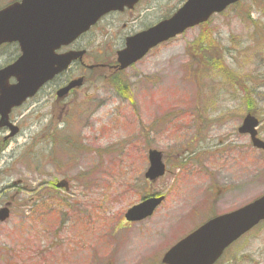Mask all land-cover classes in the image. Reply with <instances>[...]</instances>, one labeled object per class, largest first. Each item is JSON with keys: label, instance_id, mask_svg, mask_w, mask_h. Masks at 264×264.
Masks as SVG:
<instances>
[{"label": "rangeland", "instance_id": "obj_1", "mask_svg": "<svg viewBox=\"0 0 264 264\" xmlns=\"http://www.w3.org/2000/svg\"><path fill=\"white\" fill-rule=\"evenodd\" d=\"M182 2L142 0L135 22L85 35L84 63L110 59L119 37ZM198 43L212 45L222 68L199 58ZM13 53V46L0 52V67ZM74 70L87 81L72 116H59L65 103L46 88L12 112L16 137L4 140L9 132L0 129V207L11 204L0 224V264H162L200 224L264 194V154L238 131L251 111L263 118L264 139V0H242L151 50L122 73L131 89L124 97L99 80L102 72ZM51 114L72 150L42 137ZM149 148L163 151L168 165L154 183L144 178ZM148 193L165 200L128 224L126 210ZM227 257L220 264H264V224Z\"/></svg>", "mask_w": 264, "mask_h": 264}, {"label": "water", "instance_id": "obj_2", "mask_svg": "<svg viewBox=\"0 0 264 264\" xmlns=\"http://www.w3.org/2000/svg\"><path fill=\"white\" fill-rule=\"evenodd\" d=\"M239 0H187L168 20L127 39L126 48L119 51L121 69L142 58L158 43L182 33L189 27L206 22L212 14L222 12ZM135 0H22L0 11V44L19 43L22 55L16 62L0 70V126H9L11 135L18 127L8 122L13 107L27 98L59 71L66 68L78 55L74 52L56 55L54 50L69 44L88 31L100 17L111 10L131 5ZM16 77L17 83L8 84ZM73 81L65 90L81 84ZM259 119L248 113L240 133H248L257 148L264 150V141L258 137ZM150 167L146 177L155 180L165 173L162 153L149 151ZM163 197H150L134 205L127 213L130 221L153 214ZM10 216L9 204L0 208V223ZM264 219V195L227 214L218 216L189 236L183 238L165 254L166 264H213L225 248Z\"/></svg>", "mask_w": 264, "mask_h": 264}, {"label": "flooded vegetation", "instance_id": "obj_3", "mask_svg": "<svg viewBox=\"0 0 264 264\" xmlns=\"http://www.w3.org/2000/svg\"><path fill=\"white\" fill-rule=\"evenodd\" d=\"M185 1L186 0H183L182 3H184ZM17 2H20V0H7L4 5L3 4L0 5V10H2L4 8L8 7V6H10L11 4L17 3ZM141 4H142V0H138L137 2H134L131 5H125L121 10H113V11H110V12L106 13L105 15H103L97 21V23L94 26L91 27V29L89 30L88 33H91V32H94V31H100V32L102 31L103 32L106 29V27L117 29L118 28V25H120V24L122 25V27H126L128 23H132V22H135L136 21L137 15H134V14L137 11H138V13H140L139 12V9H140ZM178 7L176 6V9ZM157 22H155V23H157ZM155 23H153V24H155ZM153 24H151L149 26H145L143 28H140L136 32H139L141 30L147 29L150 26H152ZM124 29H126V28H124ZM136 32H134V33H136ZM134 33L130 32L129 34L124 35L123 37H119L121 39V44L119 45V47L113 53V56L110 58L111 60L110 59H105V60L100 59L99 61H97V62H95L93 64H86V63H84V60L86 58H88V56L90 55V53H89V51L86 48H83L82 45H80V41L82 40L81 38H78L76 40H73L69 44L61 45L59 48H57V49L54 50V54H56V55H64V54H67V53H70V52H76L77 53V52H79L81 50L84 51V54H83L82 57L77 56L76 59L72 60L70 62V64L66 68H64L63 70H61L58 75L56 74L52 78L51 81H49L48 83H46L37 92V94L34 97H32L29 100H27V102H25L24 105H28L30 102L36 100L39 97V95L41 93H43V91L46 88H50L51 89V93L54 92V94H53V102H56V103H62L63 102V103H65L64 105L58 107L59 116H62V115H66L67 117L72 116L73 115V112H72V109L73 108L72 107H74L75 105H77L76 104V99H77V96H78V91H79L78 89L79 88H82L83 86H85L86 81H87V77H85L84 75H76L75 76L73 74L74 71H75L74 69L76 68V71H77L80 67H82V68L87 69L88 71H90V70L98 71V72L100 71L102 73H98L97 72L99 74V75L97 74V77L99 78V80L101 78H108L110 76L115 75L119 71L118 70V63H117V52H118V50L122 49L125 46L126 38L128 36L133 35ZM106 35H103L102 38L104 36H106ZM9 46H13L15 53L12 54V58H11L10 62L7 63V64H5L4 66H1L0 69L3 68V67H5V66H7L8 64L14 62L19 57V49L20 48H19L18 43H16V42H5V43H2L0 45V52L2 50H4V49H7V47H9ZM104 56H105V54H104ZM72 70H74V71L72 72ZM105 71H107V72H105ZM71 72H72V74H70ZM78 79H82L83 80L82 86H79L77 88L74 87V88H72V89H70L68 91L65 90L73 81L78 80ZM15 82H16V80L13 79V78L9 80V84H14ZM61 108L63 109L64 112L61 110ZM18 109L19 108L13 109L10 112V114H9V120L10 121H11L10 117H11L12 112H14L15 110H18ZM51 115H52V118H53L52 119L53 123H50L49 125H47L45 127L44 131L42 132V137H44V138H47V136H50L55 131V128L53 127V125L55 124L54 123L55 122V117H54L53 114H51ZM239 208L240 207H238L236 209H239ZM236 209H234V210H236ZM234 210H231L229 212H232ZM226 213H228V212H226ZM216 216H218V215H215V216L209 218L208 220L213 219ZM208 220H206V221H208ZM126 222L128 224L136 223V222H132V221H126ZM205 222H203V223H205ZM202 224H200L198 227H200ZM261 224H264V221L261 222L260 224H258L257 226H255L252 230H250L246 234H244L234 244L238 243L239 241H241L242 239H244L246 236L250 235ZM198 227H196L194 230H192L188 234H190L193 231H195ZM234 244H232V246ZM232 246L228 247L225 250L224 254L221 256V258L215 264H220L221 262L224 261V259H226V261L229 262V259H228L227 255H228L229 251L231 250V247ZM164 254H163V256H164ZM163 256H162V260H161V263L162 264H164L163 263ZM246 258H247V255L244 256V259H246ZM231 261H233V260H231Z\"/></svg>", "mask_w": 264, "mask_h": 264}, {"label": "trees", "instance_id": "obj_4", "mask_svg": "<svg viewBox=\"0 0 264 264\" xmlns=\"http://www.w3.org/2000/svg\"><path fill=\"white\" fill-rule=\"evenodd\" d=\"M241 2H238L237 4H239ZM208 23H204L202 24L203 25H206ZM200 48L199 49V58L202 59V57L204 58V62H209V63H212V65H215L217 68H222L221 66V63L220 61L218 62L216 56L215 55V51L214 49H212V45L210 44L207 48L204 46L203 43H198ZM107 81L106 82L107 84H109L114 90H116V93L120 94L121 96H126V94L128 92H130V87L128 86V83H124L125 80L124 78L120 75V74H117L113 77H110V78H107ZM50 138H57V133H54L52 135H50ZM63 139H52V140H49V142L51 144H54V145H62V147H68L70 146L71 144V141H65ZM52 150V148H51Z\"/></svg>", "mask_w": 264, "mask_h": 264}]
</instances>
